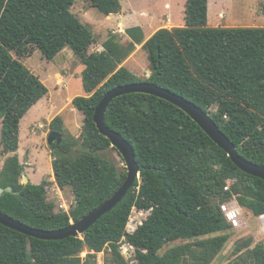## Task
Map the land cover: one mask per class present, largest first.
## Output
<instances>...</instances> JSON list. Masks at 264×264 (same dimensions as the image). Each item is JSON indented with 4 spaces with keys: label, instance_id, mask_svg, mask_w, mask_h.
Wrapping results in <instances>:
<instances>
[{
    "label": "trees",
    "instance_id": "16d2710c",
    "mask_svg": "<svg viewBox=\"0 0 264 264\" xmlns=\"http://www.w3.org/2000/svg\"><path fill=\"white\" fill-rule=\"evenodd\" d=\"M78 1L106 17L122 12V0H0L1 153L10 155L0 185L12 188L0 197V211L36 229H63L121 187L127 170L119 171L100 155L112 147L94 115L104 96L123 85L149 82L184 97L213 118L241 156L264 166V27H211L209 0H187L183 26L162 28L148 40L142 27L128 28L129 43L112 34L102 51L91 52L97 41L72 11ZM137 45L147 53V80L123 66ZM67 49L84 67L86 96L73 100L84 125L80 140L66 137L51 145L53 185L70 188L76 202L69 213H55L47 199V180L40 185L20 182L25 170L19 160L21 123L49 93L21 58L37 50L52 62ZM61 122L57 117L51 128L63 135ZM105 122L134 148L141 177L133 189L82 238L44 241L0 224V264H90L81 258L85 250L99 254L107 249L113 264H126L120 249L124 238L134 246L138 264H212L233 229L221 204L235 196L253 217L264 214V181L237 168L173 104L146 94L125 95L109 105ZM228 180L235 182L226 192ZM134 208L147 216L128 233ZM177 241L187 243L161 254ZM254 242L249 238L240 244L229 264H264V243L253 247Z\"/></svg>",
    "mask_w": 264,
    "mask_h": 264
},
{
    "label": "rangeland",
    "instance_id": "374dc122",
    "mask_svg": "<svg viewBox=\"0 0 264 264\" xmlns=\"http://www.w3.org/2000/svg\"><path fill=\"white\" fill-rule=\"evenodd\" d=\"M186 1L122 0V12L109 17L92 8L89 3L78 1L72 11L94 33L97 43L91 48V52H100L101 47L112 34L120 35L124 44L129 43L130 39L125 34V31L130 25H139L143 29L145 28L146 35H150L151 32L174 26L171 23L170 14L184 23ZM167 5L170 6L168 7ZM209 25L211 27L231 28L264 27V0H209ZM21 60L41 79L49 89V94L22 121L19 160L25 170L20 182L23 185L29 183L40 185L44 180H47L49 182L47 189H50L54 187L53 157L51 156V146L48 145V137L53 131L51 123L57 117H61L62 122L60 125L63 129V139L66 137L74 140L81 139L84 115L74 108L73 100L79 96H86L81 80L84 67L78 58L69 54V52H64L52 62H49L40 51L36 50L32 57L21 58ZM130 61L127 62L130 71L137 76H142L144 80L151 76L149 61L145 51H141L132 60L134 62L131 61L132 64H130ZM59 76H62V84L57 82L60 80ZM213 111L215 112L216 109H213ZM1 128L0 120V171L10 157V155L1 153ZM75 154L77 153L75 152ZM100 155L113 163L119 171L126 169V164L115 149L111 148L101 152ZM25 177L28 181L24 179ZM62 196L63 198L54 201L51 200L53 198L50 195L47 196L48 201L55 205V213L62 211L59 207L60 205L67 204L73 208L76 204L74 194L70 188L62 190ZM233 200L236 199L232 197L229 201ZM138 213V211L133 209L131 214L133 216L129 219L127 225V229L130 232H133L136 228V220L145 219L144 215H136ZM244 216L245 224L240 229H232L228 232L230 241L212 264H229L234 261L237 257L235 250L249 238H253L255 241L253 247L258 243H264V234L261 233L257 217H253L247 209H244ZM185 243L187 241L171 243L164 247L161 254L163 255L169 249ZM92 254L95 253L85 250L81 254L83 262L113 264L110 249L95 254V258L91 257ZM126 259V264H138L135 251L128 253Z\"/></svg>",
    "mask_w": 264,
    "mask_h": 264
},
{
    "label": "water",
    "instance_id": "95a60500",
    "mask_svg": "<svg viewBox=\"0 0 264 264\" xmlns=\"http://www.w3.org/2000/svg\"><path fill=\"white\" fill-rule=\"evenodd\" d=\"M131 94H146L173 104L193 119L212 139V141L227 153L228 157L237 168L250 176L264 181V166L256 165L241 156L238 153L236 145L221 131L220 127L207 112L196 104L168 89L159 87L154 83L141 82L118 86L108 92L96 108L94 115V122L100 134L111 142V147L115 149L125 161L127 177L121 187L102 205L82 217L80 220L72 221L68 227L63 229L52 231L36 229L10 217L2 211H0V224L26 235L29 238L44 241H61L70 237L82 238L104 215L114 210L140 179L141 171L136 161L134 148L120 133L111 130L106 125L105 115L109 105L115 99ZM62 141L63 135L58 132L52 131L48 137L49 146L54 143L61 144ZM24 179L28 181L26 177ZM5 192H12V188L8 187L5 190L0 187V197L3 196Z\"/></svg>",
    "mask_w": 264,
    "mask_h": 264
},
{
    "label": "built area",
    "instance_id": "2783aa9c",
    "mask_svg": "<svg viewBox=\"0 0 264 264\" xmlns=\"http://www.w3.org/2000/svg\"><path fill=\"white\" fill-rule=\"evenodd\" d=\"M235 181L233 180H229L228 184L225 187V191L229 192L231 191V186ZM54 187L47 189V194L50 195L53 199H51L52 201L54 200H59L61 198H63L62 196V190L57 186V185H53ZM234 199H236V197H233ZM60 209L62 210V212L64 213H69V211L72 209V207L68 206L67 204H63L59 206ZM136 211H138L139 213L136 215L139 216H145L146 218V213L143 211H139L136 208H134ZM221 211L226 219V221L232 226L233 229H240L243 227V225L245 224V216H244V209L239 205V203L236 200L233 201H227L224 202L223 204H221ZM133 215L130 216V218H132ZM258 219V223L261 229V233L264 234V214L257 217ZM145 219L143 220H136L135 221V229L133 232L128 231V233H134L139 226H141L143 224ZM246 224H248L246 222ZM124 241V242H123ZM121 252L123 256H127L128 253L130 252H134L135 248L133 245H131L125 238L122 240L121 242Z\"/></svg>",
    "mask_w": 264,
    "mask_h": 264
},
{
    "label": "crops",
    "instance_id": "0c3cea01",
    "mask_svg": "<svg viewBox=\"0 0 264 264\" xmlns=\"http://www.w3.org/2000/svg\"><path fill=\"white\" fill-rule=\"evenodd\" d=\"M168 7L170 6V5H167ZM111 16H114V15H111ZM170 19H171V23L174 25L173 27H170V28H168V29H173V28H176V27H181V26H183L184 25V23L180 20V19H176L175 18V16L174 15H171L170 14ZM182 22V24L180 25V26H178L180 23ZM137 26H139V25H136V24H134V25H130V26H128L127 27V29L128 28H132V27H137ZM141 27V26H140ZM144 27V26H143ZM126 29V30H127ZM143 30H145V28L143 29ZM144 33H145V31H144ZM156 33V31L155 32H151L150 33V35H146V33H145V39L146 40H148V39H150L154 34ZM125 34H126V31H125ZM129 38V37H128ZM130 39V38H129ZM131 41V40H130ZM102 49L100 50V51H102L103 50V46L101 47ZM141 51H144L143 50V46L142 45H137V47H136V50H135V52L131 55V57L123 64V66H125L126 68H128L129 69V67H128V65H127V62L128 61H132L134 58H136V56L141 52ZM64 52H69V54H71V55H74V53L71 51V50H64L62 53H60L58 56H60V55H62ZM130 61V64H132V62H134V61H132L131 62ZM50 62V61H49ZM83 66V65H82ZM132 72V71H131ZM133 73V72H132ZM135 74V73H134ZM136 75V74H135ZM137 76V75H136ZM139 78H141V79H143V77L142 76H138ZM59 81H57V82H59V84H62V76H59ZM61 82V83H60ZM49 94V93H48ZM32 110V109H31ZM30 110V111H31ZM29 114V113H28ZM27 114V115H28ZM25 119V118H24ZM23 119V120H24ZM22 120V121H23ZM21 130H22V123H21Z\"/></svg>",
    "mask_w": 264,
    "mask_h": 264
},
{
    "label": "flooded vegetation",
    "instance_id": "af4514ba",
    "mask_svg": "<svg viewBox=\"0 0 264 264\" xmlns=\"http://www.w3.org/2000/svg\"><path fill=\"white\" fill-rule=\"evenodd\" d=\"M0 187H2V186L0 185ZM2 188L5 189V190L7 189V188H4V187H2Z\"/></svg>",
    "mask_w": 264,
    "mask_h": 264
}]
</instances>
